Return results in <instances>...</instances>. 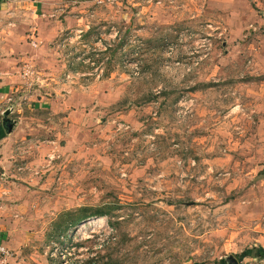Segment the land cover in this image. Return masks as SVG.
Instances as JSON below:
<instances>
[{
	"label": "rangeland",
	"instance_id": "1",
	"mask_svg": "<svg viewBox=\"0 0 264 264\" xmlns=\"http://www.w3.org/2000/svg\"><path fill=\"white\" fill-rule=\"evenodd\" d=\"M0 6L7 264L261 259L264 0Z\"/></svg>",
	"mask_w": 264,
	"mask_h": 264
},
{
	"label": "crops",
	"instance_id": "2",
	"mask_svg": "<svg viewBox=\"0 0 264 264\" xmlns=\"http://www.w3.org/2000/svg\"><path fill=\"white\" fill-rule=\"evenodd\" d=\"M1 7V6H0ZM3 7H1V9H2ZM6 72H2V73H0V74H5ZM14 92V89H13V87L11 86V85H9L7 82L5 83V80H4V83H1L0 84V106H1V104H3V106H4V103L5 102H7V101H10L11 102V100H12V98L10 97V96H12V95H9V94H12ZM15 101V100H14ZM9 102V103H10ZM13 102V101H12ZM51 104V106H53L54 108H55V102L53 103H50ZM2 107V106H1ZM16 110H18L19 111V109L16 107V105H8L7 107H6V110L5 111H10V114H14V112H16ZM4 111V112H5ZM18 123V122H17ZM7 133H5L4 134V136L5 137H10V135H12V133L10 134V135H8ZM5 140L7 139V138H4ZM10 163V162H9ZM2 164V165H1ZM0 165L2 166L1 168H2V170H7L9 167L7 166L8 164H7V159H5V157L4 158H1V163H0ZM6 165V166H5ZM5 174V173H4ZM4 174H2V177H1V179L4 181V182H6V178H7V175H4ZM0 183H3V182H1L0 181ZM5 184V183H4ZM1 185H3V184H0V187H1ZM4 200V199H3ZM5 200H6V198H5ZM0 205H4L5 206V210H7V213H6V215L4 216V218H5V220H8V221H4L5 223H9L10 222V220H13V218H14V216H15V214H14V211H13V209L11 208L10 209V205L11 204H7V203H2V204H0ZM8 207H9V210H8ZM3 219V218H2ZM1 219V220H2ZM12 227V225H8V229L7 230H9L10 228ZM12 234L13 233H0V242L1 243H3L5 246H6V244L8 243V244H10V242H8V240L10 239V237L12 236ZM6 243V244H5ZM11 245V244H10ZM7 247V246H6ZM257 248V247H256ZM252 251H250V252H248L247 254H245V255H242V257L240 258V264H243L244 262H247V260H249V259H251V260H253V261H255V263H252V264H264V253H263V255H261V259H259L258 258V256H256V255H253L252 254V252H253V250H255V248L254 249H251ZM263 257V258H262ZM257 262V263H256Z\"/></svg>",
	"mask_w": 264,
	"mask_h": 264
},
{
	"label": "trees",
	"instance_id": "3",
	"mask_svg": "<svg viewBox=\"0 0 264 264\" xmlns=\"http://www.w3.org/2000/svg\"><path fill=\"white\" fill-rule=\"evenodd\" d=\"M82 212H86V210H83ZM110 213H111V206L106 208V210L96 211L95 213H92L91 216H95L97 218L109 217ZM87 218H90V217L85 215L82 219L80 218V219L77 220L76 218H74L73 214L67 213L66 215H64V219H66V221H65L66 225H65L64 229L62 230V232L67 231L70 227H73V226L77 225L80 221H82L84 219H87ZM63 234H65V233H60L59 235H63Z\"/></svg>",
	"mask_w": 264,
	"mask_h": 264
},
{
	"label": "built area",
	"instance_id": "4",
	"mask_svg": "<svg viewBox=\"0 0 264 264\" xmlns=\"http://www.w3.org/2000/svg\"><path fill=\"white\" fill-rule=\"evenodd\" d=\"M13 257V253L0 242V264H7V261Z\"/></svg>",
	"mask_w": 264,
	"mask_h": 264
},
{
	"label": "water",
	"instance_id": "5",
	"mask_svg": "<svg viewBox=\"0 0 264 264\" xmlns=\"http://www.w3.org/2000/svg\"><path fill=\"white\" fill-rule=\"evenodd\" d=\"M6 115H9L10 114V111H5ZM15 127V124L12 123L9 125V133H11L13 131ZM240 259H236L234 256H230L228 259H227V263L228 264H240Z\"/></svg>",
	"mask_w": 264,
	"mask_h": 264
},
{
	"label": "bare ground",
	"instance_id": "6",
	"mask_svg": "<svg viewBox=\"0 0 264 264\" xmlns=\"http://www.w3.org/2000/svg\"><path fill=\"white\" fill-rule=\"evenodd\" d=\"M101 224L100 225H103L104 224V222H100Z\"/></svg>",
	"mask_w": 264,
	"mask_h": 264
}]
</instances>
